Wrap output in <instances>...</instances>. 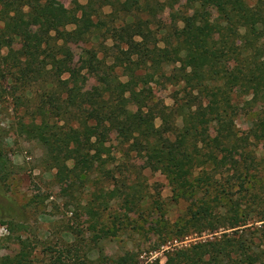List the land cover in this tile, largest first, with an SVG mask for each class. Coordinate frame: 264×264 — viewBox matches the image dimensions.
<instances>
[{
	"label": "trees",
	"instance_id": "1",
	"mask_svg": "<svg viewBox=\"0 0 264 264\" xmlns=\"http://www.w3.org/2000/svg\"><path fill=\"white\" fill-rule=\"evenodd\" d=\"M189 1L193 12L176 15L167 31L156 19L160 4L150 0H72L69 9L58 0H0L2 32L19 44L1 63L11 75L20 67L41 76L34 96H17L32 106V120H20L18 133L41 144L46 168L71 191L89 186L93 165L110 172L108 144L118 133L129 151L152 156L176 199L189 202L185 219L157 229L155 250L191 234H214L171 247L164 264H264V0ZM77 43L89 44L79 63L70 48ZM5 79L0 69V104ZM91 79L94 91L87 88ZM153 84L175 87L171 105L157 99ZM245 109L256 115L243 133L237 119ZM2 143L6 183L12 169ZM122 185L96 194L97 210L113 198L137 207L142 183ZM18 243L20 251L0 264H35L30 241L19 236ZM90 252L68 243L50 250L48 264H98ZM116 264L142 263L126 250Z\"/></svg>",
	"mask_w": 264,
	"mask_h": 264
},
{
	"label": "rangeland",
	"instance_id": "2",
	"mask_svg": "<svg viewBox=\"0 0 264 264\" xmlns=\"http://www.w3.org/2000/svg\"><path fill=\"white\" fill-rule=\"evenodd\" d=\"M80 1L86 3L87 0ZM150 2L155 6L160 4L157 6L159 10L156 19L167 31L173 26L176 15L179 18L192 13L194 9L189 0ZM58 4L69 9L72 0H58ZM105 12L109 13L110 8H105ZM214 15L216 16V13ZM3 25V22H0V69L6 74L7 95L0 104V139L12 172L6 183L0 181V258L17 254L21 249L18 237L22 236L30 241L34 249L35 264H48L50 250L57 251L68 243H76L91 251V257L97 260L98 264H116L117 257L126 250L139 253L142 264L158 258L164 264L165 253L171 247L187 246L213 238L214 234L209 231L191 234L155 250L161 243L157 229L165 222L171 225L185 219L189 202L176 199L172 186L158 169L152 156L129 151L116 132L111 135L108 144L114 159L106 165V169L110 170L107 175L93 165L87 172L90 177L89 186L78 187L73 191L68 188L67 183H60L56 179V170H50L44 164L45 149L41 144L18 133L17 123L20 120H32V106L27 109L28 103L21 105L17 96H34L41 76L37 69L22 71L20 67L12 70L11 75L8 71L11 70L10 66L1 63V57L19 50L18 42L10 41L3 34ZM177 25L183 26L182 21H178ZM111 43L112 41H108L109 45ZM87 47L88 43L70 45L76 63H79ZM153 85L157 99L171 105L175 87ZM96 86L95 80L91 79L88 91H94ZM255 115L254 110L242 111L237 119L241 132H248ZM156 122L160 123L159 120ZM179 123L181 124V121ZM131 180H139L144 189V197L137 207H126L122 199L113 198L108 209L97 210L98 202L94 201L96 194L100 195L103 189H114L115 183L119 188L125 189L123 181L130 183ZM234 192L236 196V189ZM115 216L120 218L116 219L118 232L113 236L112 221ZM108 228L112 230L105 237L102 231Z\"/></svg>",
	"mask_w": 264,
	"mask_h": 264
}]
</instances>
